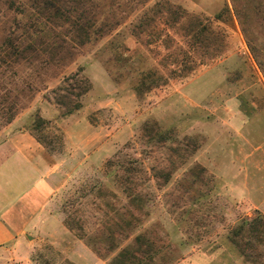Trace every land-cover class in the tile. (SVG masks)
Listing matches in <instances>:
<instances>
[{
	"label": "rangeland",
	"instance_id": "374dc122",
	"mask_svg": "<svg viewBox=\"0 0 264 264\" xmlns=\"http://www.w3.org/2000/svg\"><path fill=\"white\" fill-rule=\"evenodd\" d=\"M155 2L180 7L204 25L209 20L224 52L187 80L138 91L148 70L168 77L160 62L169 49L148 46L138 22ZM235 7L231 0H150L113 33L42 76L40 90L22 101L10 123L0 111V145L27 133L46 163L62 164L53 208L74 236L101 254L141 234L161 250L153 264H252L229 233L241 220L264 218V0H236ZM13 17L0 4V41ZM112 41L122 44L120 65L108 47ZM202 48L198 61L206 58ZM21 70L19 76L32 69ZM77 72V82H64ZM76 103L81 107L67 114ZM37 116L46 122L40 129ZM126 223L133 233L118 225ZM120 249L106 258L109 264ZM33 260L72 264L48 241L34 246Z\"/></svg>",
	"mask_w": 264,
	"mask_h": 264
},
{
	"label": "trees",
	"instance_id": "16d2710c",
	"mask_svg": "<svg viewBox=\"0 0 264 264\" xmlns=\"http://www.w3.org/2000/svg\"><path fill=\"white\" fill-rule=\"evenodd\" d=\"M149 1L0 0V4L6 5L15 16L9 26L6 25V21L4 22L0 41V111L5 123H10L23 108L22 101L27 103L33 94L40 90L37 83L43 81L42 76H45L53 67H62L72 60L80 48L97 43L113 33L141 6L144 8ZM231 2L237 12L236 0ZM219 17L217 16L216 20ZM138 20L139 27L147 29L144 33L148 37V46L162 44V48L169 49L162 57L166 58V61L163 59L160 62V65L168 69V77L159 75L154 69H152L153 72L148 70L141 74L142 79L135 86L138 91H142L141 88L149 92L162 91L161 89L168 85L169 80H187L199 68L208 65L224 52L219 46H215L218 43L219 34L209 24V20L204 25L197 17L189 16L185 10L174 7L169 2H155ZM182 20L189 22L185 25L186 27L179 26ZM206 34H208V42L202 45L201 38H204ZM132 35L136 36V34ZM184 39L188 40V45L184 43ZM202 46L200 55L206 58L198 61L196 57ZM108 47L114 53L113 61L120 65L122 44H115L112 41ZM171 47L172 50H170ZM26 64L29 69H32L31 72L19 76ZM10 72L17 81L9 78L7 74ZM78 75V72L74 73L64 78V82H77ZM10 79L11 82H9ZM12 89L17 91L15 92L17 95L13 98L8 111L5 105L8 96H12ZM61 90L63 88H58L56 91ZM80 107V104H74L67 114H71ZM45 123L37 116L34 128L40 129ZM38 141L42 142V138L38 137ZM129 198L134 203L139 199L131 195ZM66 224L72 229L68 222ZM123 224H118L123 231L133 233L135 227L131 223ZM81 239L84 240V237ZM229 239L235 247L240 249V254L246 260L252 264H264V218L262 216H256L251 220H241L230 231ZM85 242L101 259H106L122 245V241H117L107 249L106 254H101L91 241ZM160 251L155 250L153 243L139 234L131 243L120 249L110 264H144L143 261L153 264Z\"/></svg>",
	"mask_w": 264,
	"mask_h": 264
},
{
	"label": "crops",
	"instance_id": "0c3cea01",
	"mask_svg": "<svg viewBox=\"0 0 264 264\" xmlns=\"http://www.w3.org/2000/svg\"><path fill=\"white\" fill-rule=\"evenodd\" d=\"M43 156L42 147L27 133L0 145V264H34V246L42 241L58 247L72 264H109L74 236L55 212L52 201L62 164H48ZM71 157L74 161L77 156Z\"/></svg>",
	"mask_w": 264,
	"mask_h": 264
}]
</instances>
